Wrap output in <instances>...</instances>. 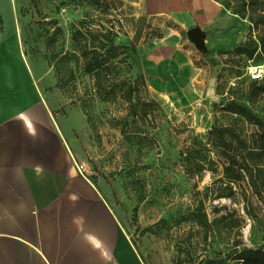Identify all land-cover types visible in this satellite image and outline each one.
Segmentation results:
<instances>
[{
	"label": "rangeland",
	"instance_id": "374dc122",
	"mask_svg": "<svg viewBox=\"0 0 264 264\" xmlns=\"http://www.w3.org/2000/svg\"><path fill=\"white\" fill-rule=\"evenodd\" d=\"M215 1L237 17L231 31L237 32L238 41L218 57L208 56L218 82L209 114L206 102L157 100L146 82L138 83L135 68L140 63L133 44L139 0H49L45 10L36 5L22 9V21H15L8 1L0 0V64L20 65L25 54L43 67L41 80L49 75L57 79L56 85L34 88L37 100L55 105L62 131L71 130L75 173L89 181L103 201L122 211L126 232L145 264L232 259L243 249L264 250V157H248L246 179L229 185L224 149L241 147L240 139L257 131L246 117L233 112L235 104L264 119V94L252 95L255 80L249 76L251 67H264V0ZM108 31L117 35L116 44L129 47L116 75L107 73L109 83L135 86L133 104L126 101L123 84L117 97L102 99L94 74L85 70L84 43L97 45L94 35ZM241 45L247 54L256 47L254 56L238 53ZM6 46L13 54L5 53ZM9 74L11 84L19 79L17 69L0 67V93L5 91L1 80ZM143 103L151 105L147 116L140 114ZM248 175H253L256 187H250ZM201 200L212 223L207 241L192 217ZM230 225L235 228L230 230Z\"/></svg>",
	"mask_w": 264,
	"mask_h": 264
},
{
	"label": "crops",
	"instance_id": "0c3cea01",
	"mask_svg": "<svg viewBox=\"0 0 264 264\" xmlns=\"http://www.w3.org/2000/svg\"><path fill=\"white\" fill-rule=\"evenodd\" d=\"M6 1L15 21L25 19L26 7L50 5L49 0ZM3 16L0 8L2 21ZM136 16L144 17L145 25L133 44L140 63L135 72L145 77L150 96L187 105L206 102L210 114L218 82L208 56L236 46L238 35L231 30L237 17L215 0H139ZM196 28L205 49L189 37ZM6 49L13 54L12 47ZM26 59L20 65L0 64L19 73L12 84L10 74L1 80L0 264H145L126 232L122 211L75 173L71 130L62 131L55 105L37 100L34 88L53 86L57 79L41 80L43 67Z\"/></svg>",
	"mask_w": 264,
	"mask_h": 264
},
{
	"label": "trees",
	"instance_id": "16d2710c",
	"mask_svg": "<svg viewBox=\"0 0 264 264\" xmlns=\"http://www.w3.org/2000/svg\"><path fill=\"white\" fill-rule=\"evenodd\" d=\"M100 1L108 2L109 0H95L98 4ZM95 32L92 33V36ZM116 34L113 35L111 31L103 33L101 35H94L93 40H97L99 43L97 45H92L91 47L88 43L83 45V56L85 58V70L88 73L94 74L96 78L95 87L98 90L102 99H112L117 97L116 90L122 86V91H124L125 99L127 102L132 103L134 92H136V87L128 84L126 81H122L120 85L111 86L109 83V77L107 73L110 71L112 74L116 75L115 71L118 69V63L123 62L126 55H128L129 47L119 45L115 43ZM238 53H244V46L238 47ZM256 52V47L247 55L253 57ZM261 80V79H260ZM255 80L253 83L254 90L252 95L258 97L264 94V82H257ZM145 77L140 74L138 78V83L141 86H145ZM258 88V89H257ZM259 90V91H257ZM150 104L143 103L140 108V114L147 116L150 112ZM233 112L241 116L246 117L253 125L256 126L257 131L250 138L240 139V146L237 149H233L231 146L228 147L225 154H227V160L229 161V166L225 168V173L228 178V184H239L240 181L245 180L243 172L248 173L249 161L248 157H252L261 161L264 157V119L253 115L246 107L239 105H234ZM136 111H139L136 110ZM139 114V113H138ZM249 174V173H248ZM250 187H256L257 183L253 178V175H248ZM264 184V182H263ZM248 206V205H247ZM247 208V214L251 217L252 213ZM193 220L198 227V233H203L205 240L207 241L209 232L212 230V223L209 220V216L204 204L201 200L198 203L197 208L192 214ZM230 230L235 228L234 225H230ZM236 255L232 259L228 258H217V257H205L203 259L194 258L186 259L187 261H177V264H264V250L263 249H243L241 251H236Z\"/></svg>",
	"mask_w": 264,
	"mask_h": 264
},
{
	"label": "water",
	"instance_id": "95a60500",
	"mask_svg": "<svg viewBox=\"0 0 264 264\" xmlns=\"http://www.w3.org/2000/svg\"><path fill=\"white\" fill-rule=\"evenodd\" d=\"M144 25H145V19H144V17H141L139 22H138L137 32H136L135 37H134L135 43L139 42V40L142 36L143 30H144ZM189 37L192 39V41L196 44V46L199 49H205V45H204V41H203L204 35L202 34L200 29L196 28V29H193L192 31H190Z\"/></svg>",
	"mask_w": 264,
	"mask_h": 264
},
{
	"label": "built area",
	"instance_id": "2783aa9c",
	"mask_svg": "<svg viewBox=\"0 0 264 264\" xmlns=\"http://www.w3.org/2000/svg\"><path fill=\"white\" fill-rule=\"evenodd\" d=\"M249 76L252 80H260L264 77V67L255 66L249 69Z\"/></svg>",
	"mask_w": 264,
	"mask_h": 264
},
{
	"label": "bare ground",
	"instance_id": "6f19581e",
	"mask_svg": "<svg viewBox=\"0 0 264 264\" xmlns=\"http://www.w3.org/2000/svg\"><path fill=\"white\" fill-rule=\"evenodd\" d=\"M24 57H25V61H27V59H26V55L24 54Z\"/></svg>",
	"mask_w": 264,
	"mask_h": 264
}]
</instances>
